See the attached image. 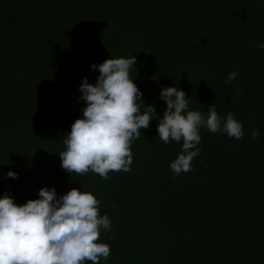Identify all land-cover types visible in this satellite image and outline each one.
I'll list each match as a JSON object with an SVG mask.
<instances>
[{"label":"trees","instance_id":"1","mask_svg":"<svg viewBox=\"0 0 264 264\" xmlns=\"http://www.w3.org/2000/svg\"><path fill=\"white\" fill-rule=\"evenodd\" d=\"M261 43L264 0H0V198L93 193L112 224L97 241L111 248L101 264H264ZM132 55L130 78L158 117L161 90L177 87L205 117L213 104L221 118L231 112L244 137L200 129L192 171L176 176L182 142L163 143L153 119L130 171L67 173L59 153L87 106L83 79L95 84L91 65Z\"/></svg>","mask_w":264,"mask_h":264},{"label":"clouds","instance_id":"2","mask_svg":"<svg viewBox=\"0 0 264 264\" xmlns=\"http://www.w3.org/2000/svg\"><path fill=\"white\" fill-rule=\"evenodd\" d=\"M258 47L264 49V43ZM136 63L132 55L91 65L99 76L95 84L83 79L80 99L87 106L82 109L83 117L75 120L63 137L65 150L59 153L67 173L91 172L107 180L110 172L130 171L132 143L153 119H159L157 131L163 143L182 142V151L170 164L176 176L192 171V161L201 151L200 129L222 132L230 139L244 137L242 123L231 112L221 118L213 104L205 117L189 109L190 99L177 87L161 90L166 110L158 117L156 106L144 104L143 92L130 78ZM236 76L233 70L225 83ZM251 134L258 138L259 129ZM7 176L18 178L13 171ZM39 197L23 205L7 193L0 198V264H101L102 259L110 258V246L97 241L101 230L110 231L112 224L107 215H100L101 202L93 193L73 188L57 197L54 187H43Z\"/></svg>","mask_w":264,"mask_h":264}]
</instances>
